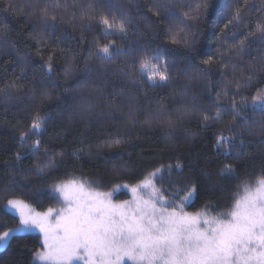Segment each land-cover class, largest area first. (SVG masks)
I'll list each match as a JSON object with an SVG mask.
<instances>
[{"label": "trees", "instance_id": "1", "mask_svg": "<svg viewBox=\"0 0 264 264\" xmlns=\"http://www.w3.org/2000/svg\"><path fill=\"white\" fill-rule=\"evenodd\" d=\"M258 25L264 0H0V235L19 224L11 199L46 211L75 179L127 200L157 169L171 204L194 190L186 213L232 210L264 174ZM144 57L167 82L137 71ZM41 249L37 234L12 235L0 264Z\"/></svg>", "mask_w": 264, "mask_h": 264}, {"label": "snow or ice", "instance_id": "2", "mask_svg": "<svg viewBox=\"0 0 264 264\" xmlns=\"http://www.w3.org/2000/svg\"><path fill=\"white\" fill-rule=\"evenodd\" d=\"M102 23L109 30L125 32L123 22L104 18ZM258 29L264 32V25ZM110 47L104 44L99 52L110 58ZM137 71L152 82L157 77L160 82L168 80L157 57L142 58ZM253 100L264 104V95ZM32 128H41L39 118ZM223 142V138L218 141ZM160 172L157 169L132 187L134 199L120 204L111 202V192L101 193L92 183L75 179L54 186L63 201L60 209L37 212L22 200H9L19 217L15 231L40 229L44 250L36 258L42 264H71L81 254L87 264H122L124 258L132 264H264V174L254 187L243 185L244 195L232 210L209 217L206 210L191 215L184 211L194 190L178 205L171 204L154 183ZM209 207L213 205L205 209ZM10 232L0 235V241Z\"/></svg>", "mask_w": 264, "mask_h": 264}, {"label": "rangeland", "instance_id": "3", "mask_svg": "<svg viewBox=\"0 0 264 264\" xmlns=\"http://www.w3.org/2000/svg\"><path fill=\"white\" fill-rule=\"evenodd\" d=\"M160 69H161V68H160ZM162 71H163V70H162ZM151 82H152V81H151ZM153 83H163V82H160V81H159V78L157 77V78H156V81L153 82ZM69 182H70V181H67V182H65V183H69ZM65 183H63V184H65ZM137 185H138V184H137ZM135 186H136V185L131 186V187H129V188L125 187L126 190H127V192L130 194L129 199H127V200H122V201H118V200H114V199H113V196H111V202H112L113 204H120V203H123V202H125V201H129V202L132 201V200L134 199V197H133V193L131 192V188H132V187H135ZM254 186H255V185H254ZM254 186H253V187H254ZM117 189H118V188H117ZM97 191H98V190H97ZM99 192H101V193H106V192H102V191H99ZM55 194H56V196L58 197V203H59V205L56 206V207H53V208H54V209H60L62 206H64V205H63V201L60 199L58 193L55 192ZM243 195H244V192H243ZM243 195H242V196H243ZM144 198L146 199V198H147V195H145ZM11 200H18V199H11ZM25 203H26V202H25ZM26 204H27V203H26ZM28 205H29V204H28ZM133 206H134V205H133ZM158 207H159V205H158ZM32 208H33V207H32ZM5 209H6L9 213H12L13 215H15V216L18 217V215H17V213L15 212V210L12 209V208L8 205V201H7L6 204H5ZM33 209H34V208H33ZM35 211H37V210H35ZM46 211H47V210H46ZM46 211H37V212H46ZM188 214H189V213H188ZM194 214H196V213H194ZM190 215H191V214H190ZM51 219H52L53 222L55 221V219H56L55 214L53 215V217H52ZM18 220H19V217H18ZM16 228H17V227H16ZM16 228H14V229L11 230L9 237H8L6 240H4V241H0V249L5 245V243L9 240V238H10L12 235H15V234H25V233H34V234L39 235V237H40V239H41L42 249H41L40 251H38V252H41V251L44 250V236H43V233H41V231H40L39 228H37V227H31V228H29V229H27V230H25V231H15ZM9 231H10V230H9ZM38 252H37V253H38ZM37 253H36V254H37ZM34 264H42V262L39 261V260L36 258V255H35V257H34ZM71 264H87L86 257H83L82 254H81L80 256L74 258V259L72 260ZM122 264H132V262L129 261L127 258H124Z\"/></svg>", "mask_w": 264, "mask_h": 264}]
</instances>
